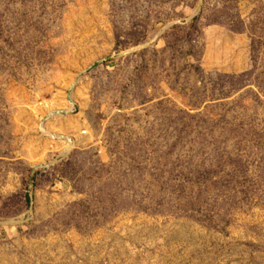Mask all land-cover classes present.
I'll return each instance as SVG.
<instances>
[{
    "label": "rangeland",
    "instance_id": "rangeland-1",
    "mask_svg": "<svg viewBox=\"0 0 264 264\" xmlns=\"http://www.w3.org/2000/svg\"><path fill=\"white\" fill-rule=\"evenodd\" d=\"M0 264H264V0H0Z\"/></svg>",
    "mask_w": 264,
    "mask_h": 264
},
{
    "label": "built area",
    "instance_id": "built-area-1",
    "mask_svg": "<svg viewBox=\"0 0 264 264\" xmlns=\"http://www.w3.org/2000/svg\"><path fill=\"white\" fill-rule=\"evenodd\" d=\"M50 113H53V112L50 111ZM53 114H51V115H53ZM86 134H87V130H85V129L81 130V134L80 135H86ZM47 135L49 136V138H51L55 142L63 144L64 145L63 151H66L69 148V147L67 148V145L71 146V149L74 146V143H73L71 137L70 136L68 137V135L65 132L53 133V132L50 131V132H48ZM60 135H61L62 138H59ZM66 137H68L70 139L69 142H66V140H67Z\"/></svg>",
    "mask_w": 264,
    "mask_h": 264
},
{
    "label": "crops",
    "instance_id": "crops-1",
    "mask_svg": "<svg viewBox=\"0 0 264 264\" xmlns=\"http://www.w3.org/2000/svg\"><path fill=\"white\" fill-rule=\"evenodd\" d=\"M163 73L162 69L156 67L155 68V87L156 90H163V81H162Z\"/></svg>",
    "mask_w": 264,
    "mask_h": 264
}]
</instances>
